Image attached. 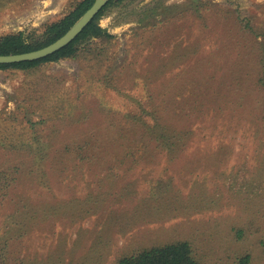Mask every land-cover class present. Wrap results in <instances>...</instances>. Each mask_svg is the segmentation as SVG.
Instances as JSON below:
<instances>
[{"label":"rangeland","instance_id":"1","mask_svg":"<svg viewBox=\"0 0 264 264\" xmlns=\"http://www.w3.org/2000/svg\"><path fill=\"white\" fill-rule=\"evenodd\" d=\"M78 1L0 0V36L41 41ZM98 22L107 43L0 68V255L187 241L201 264H264V0H122ZM156 111L176 144L146 132Z\"/></svg>","mask_w":264,"mask_h":264},{"label":"trees","instance_id":"2","mask_svg":"<svg viewBox=\"0 0 264 264\" xmlns=\"http://www.w3.org/2000/svg\"><path fill=\"white\" fill-rule=\"evenodd\" d=\"M95 0H80L64 16L58 20L48 23L43 34L45 38L41 41L32 42L24 37L22 31L7 33L0 36V54L21 53L41 48L63 35L74 22L85 12ZM122 0H109L96 16L84 27V29L68 45L38 60L23 61L10 64H0L1 69L7 68H29L47 61H57L70 58L78 52V44L91 38H98L101 42L107 43L113 35L98 20L109 5L119 3ZM264 57V55H263ZM155 125L147 127L146 132L154 136L155 141L160 145L163 143L172 146L181 140L177 134L172 135L175 130L163 123L157 111L154 115ZM120 137H123L121 134ZM162 145V144H161ZM4 250H2L3 252ZM250 256L246 255L241 259L240 264H249ZM8 257L0 255V264H7ZM116 264H201L194 254L191 245L187 241H176L159 246H152L138 250L129 255L120 257Z\"/></svg>","mask_w":264,"mask_h":264},{"label":"water","instance_id":"3","mask_svg":"<svg viewBox=\"0 0 264 264\" xmlns=\"http://www.w3.org/2000/svg\"><path fill=\"white\" fill-rule=\"evenodd\" d=\"M108 1L109 0H95L63 35L41 48L21 53L0 54V64L38 60L68 45Z\"/></svg>","mask_w":264,"mask_h":264}]
</instances>
